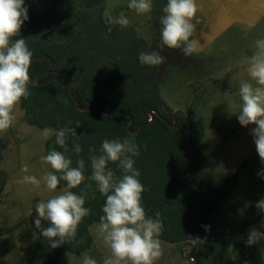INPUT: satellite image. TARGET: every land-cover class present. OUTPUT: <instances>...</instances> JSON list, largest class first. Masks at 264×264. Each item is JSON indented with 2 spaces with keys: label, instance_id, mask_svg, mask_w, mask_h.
<instances>
[{
  "label": "trees",
  "instance_id": "trees-1",
  "mask_svg": "<svg viewBox=\"0 0 264 264\" xmlns=\"http://www.w3.org/2000/svg\"><path fill=\"white\" fill-rule=\"evenodd\" d=\"M64 1L25 0L29 19L23 24L17 38L26 39L33 55H48L54 62L55 71L65 70L74 77L75 93L80 106L120 110L132 117L131 129L135 130L148 120L147 110L155 108L157 102H161L155 72L158 66H142L138 59L141 51H154L152 44L147 45L139 38L132 26L123 28L107 21L102 15L104 5L99 6L100 1L104 3L105 0H75L78 1L79 8H75L73 20L67 11L60 10ZM159 3L163 7L167 0H160ZM190 40L191 37L189 42ZM154 41L156 43V38ZM47 65V61H31L27 86L31 95L22 98L18 106L23 113L24 122L39 130L63 128L70 126L69 122L75 127L77 122L80 123V127L76 129L80 137L69 135L66 138V147L69 149L67 152L55 143V136H50L45 142L44 150L46 155L53 149L62 152L71 159L72 167L77 166L79 159L85 161L86 179L71 191L77 194L87 191L85 207L91 211L78 225L75 238L58 248L51 249L48 240L38 230L37 238L13 264H59L63 254L79 256L90 250L94 242L90 232L91 225L100 222L105 197L95 191V183L87 179L91 175L89 149L95 148L99 155L105 139H132L139 146V155L133 159L134 167L140 172L138 179L146 189L141 200L146 218L155 219V214L160 213L163 227L159 239L164 244L180 249L182 257L185 248L193 242L187 227L197 203L196 191L179 170L182 150L187 142L186 123L177 116L175 125L170 127L168 124H172L171 119L167 124L155 117L150 125L142 128L136 135H131L126 128L127 117L118 114L103 116L94 110H77L67 89L63 87L62 82L68 81L65 76L36 86L34 75L44 71ZM46 78L42 77L39 81ZM205 93L206 90H202L198 95L192 115L199 111ZM186 116L191 123L186 170L203 194L199 214L192 228L200 242H197L192 256L199 264H240L235 256L244 253L246 246L243 243L230 244L223 229L216 236L210 235L215 217L233 199V189L239 183V170L226 175L219 185L211 180L206 157L202 153L206 147L202 122L193 121L190 112ZM180 141L183 143L182 150L179 149ZM75 144L81 145L80 154L75 153ZM4 149L5 143L0 136V164L4 158ZM108 167L115 172L116 177L123 175L117 164L109 163ZM50 171L54 170L50 168ZM1 175L0 171V195L4 187ZM88 184L93 185L92 189L87 188ZM62 186H66V182L60 181L57 188ZM263 196L264 186L239 199L238 205L248 217L246 222L264 218V212L256 207ZM0 217L3 218L4 214H0ZM19 224L0 228V237L18 229ZM48 226L47 221L42 222V227Z\"/></svg>",
  "mask_w": 264,
  "mask_h": 264
},
{
  "label": "rangeland",
  "instance_id": "rangeland-1",
  "mask_svg": "<svg viewBox=\"0 0 264 264\" xmlns=\"http://www.w3.org/2000/svg\"><path fill=\"white\" fill-rule=\"evenodd\" d=\"M159 2L160 0H153L152 11L143 15H137L134 10L128 8L130 0H105L104 3L100 1L99 6L104 5L102 15L107 21L109 17L115 19L123 14L129 19V25L139 38L147 45L152 44L154 51H161L159 18L163 14V7ZM246 2L254 9L247 6L244 12L242 9L230 10L238 13L237 15L243 13L244 19L251 18L254 12L256 19L252 25L238 26L232 23L217 31L215 28L204 26L205 19H198L196 15L193 19L196 26L190 40L197 42L193 51L196 55L185 56L181 49H177L180 51V57L177 58L174 50L164 48L161 54L166 57L165 63L158 65L155 72L159 97L168 111L178 109L183 111L185 116L188 115L193 95L196 92L199 95L203 89H208L199 111L193 115L191 113L190 116L193 121L201 120L203 125L206 147L202 153L206 157L209 176L219 185L226 175L239 170V183L233 189V199L215 217L210 235L216 236L223 229L230 244L241 242L246 246L242 255L235 256L240 264H264V240L252 246L247 244L250 230L256 229L264 233V218L248 223V217L238 205L241 197L264 186V178L259 175L264 172V164L261 163L251 135L256 125L243 127L237 118L241 105L238 94L241 82L247 81L254 87L257 86L247 72L248 57L257 51L256 41L264 39V0ZM196 3L198 7H204L207 0H196ZM63 5L60 10L67 11L73 20L78 1L65 0ZM223 17V14L218 16L215 23ZM206 29L212 31L206 34ZM196 104L197 100L191 111L195 110ZM22 114L17 105L13 112L15 120L12 126L6 132L0 133L5 143L4 158L0 164L3 174L1 177L4 178L0 195V214H4V217H0V228L20 223L18 229L0 237V264H13L37 238L38 229L34 224L37 218L35 204L61 194L66 187L57 188L54 192L46 190L42 177L50 171V166L40 158L46 156L44 145L50 137L45 139L43 130L28 126ZM24 165L28 166L27 173L21 171ZM25 175L36 176L41 180L40 187L17 183ZM261 200H264V196L259 199ZM98 225L99 223L91 225L90 232L94 242L85 253L94 258L97 264H103L104 259L111 253L98 233ZM161 249L162 255L154 264L185 263L181 260L180 249L177 247L161 242ZM83 254H63L59 264H82Z\"/></svg>",
  "mask_w": 264,
  "mask_h": 264
},
{
  "label": "clouds",
  "instance_id": "clouds-1",
  "mask_svg": "<svg viewBox=\"0 0 264 264\" xmlns=\"http://www.w3.org/2000/svg\"><path fill=\"white\" fill-rule=\"evenodd\" d=\"M128 8L137 15H143L152 11L153 0H130ZM197 10L196 0H167L159 18L161 51H141L138 57L140 64L162 65L166 60L161 54L164 48L181 49L185 56L195 51L197 42H189V38L195 28L193 19ZM28 19L25 0H0V133L12 126L15 120L14 109L22 98L31 95L27 86L33 54L26 39L17 38ZM109 22L123 28H127L130 23L123 14L115 19L109 17ZM256 47L257 51L248 57L247 72L257 86L254 87L247 81L241 82L238 93L241 105L237 118L243 127L256 125L251 135L261 163L264 164V39L256 41ZM69 125L59 129L44 128L42 135L45 139L55 136V143L67 152L69 149L66 147V138L69 135L80 137L76 132L80 123L77 122L75 127H72V122ZM73 147L76 154L82 152L80 144ZM89 152L91 175L87 179L93 181L95 191L105 197L98 233L103 237L111 255L104 259L103 264H154L162 255L159 236L163 226L159 212L155 214V219L146 218L141 205L142 193L146 189L138 179L140 172L134 167L133 159L139 155V146L132 139H105L99 155L95 148L89 149ZM40 159L54 170L42 177L47 191L54 192L60 181L66 182L61 194L35 204V227L48 240L49 247L55 249L75 238L78 225L91 211L85 207L88 192L77 194L71 191L86 179L85 161L79 159L77 166L72 167L71 159L55 149ZM109 163L117 164L123 175L116 177L115 172L108 167ZM21 171L27 173L28 166L24 165ZM259 175L264 178V172ZM17 183L39 188L41 180L34 175H25ZM92 187V184L87 185L88 189ZM256 207L264 212V200L259 201ZM42 221H47L49 226L42 227ZM260 240H264V233L256 229L250 230L247 244L252 246ZM193 241L200 242L199 239ZM82 264L97 262L85 253Z\"/></svg>",
  "mask_w": 264,
  "mask_h": 264
},
{
  "label": "water",
  "instance_id": "water-1",
  "mask_svg": "<svg viewBox=\"0 0 264 264\" xmlns=\"http://www.w3.org/2000/svg\"><path fill=\"white\" fill-rule=\"evenodd\" d=\"M31 61H47L49 63L48 67L46 70H44L41 73L35 74L34 75V82L36 86H40V85H44L46 83H49L53 80H55L57 77L64 75L67 76L70 80V84H69V88H68V96L70 97V99L72 100V102L74 103L75 107L77 110H79L80 112H86V111H98L101 115L106 116V115H111V114H118L124 117L128 118V123H127V131L129 134L131 135H136L142 128L147 127L148 125H150L154 119L155 116H159L161 115V119L164 120L167 124H168V120L172 119L173 123L172 124H168L170 127H173L175 125L176 122V117L179 116L181 117V119L186 123L187 125V142L186 145L184 147V149L182 150V146L183 143L180 141L179 143V149L182 150V157H181V162L179 165V170L181 175L186 178L190 184L192 185L193 189L196 191L197 193V203H196V207L192 216L191 221L188 224V233L190 235L191 238L193 239H197V237L193 234L192 232V228L193 225L195 224L198 214H199V210L201 207V203L203 200V194L200 190V188L198 187L197 183L195 182V180L193 179V177L191 175H189L187 173V161H188V152H189V147H190V141H191V123L188 121V119L186 118L185 114L183 111L181 110H172V111H165L161 105L160 102H157L156 107L155 108H150L147 110V115H148V120L139 125L135 130L131 129L132 126V122L133 119L130 115L120 111V110H103L101 107L99 106H86V107H82L79 104V101L77 99V94L74 92L73 89V76L67 72V71H58V72H54V74L52 76H50L49 78H47L46 80L43 81H39V78L45 74H47L51 67L53 66V60L46 54H38V55H32V60ZM192 239V240H193ZM197 242H192V244L184 251L183 253V259L187 264H199L198 261L192 256V253L196 247Z\"/></svg>",
  "mask_w": 264,
  "mask_h": 264
},
{
  "label": "crops",
  "instance_id": "crops-1",
  "mask_svg": "<svg viewBox=\"0 0 264 264\" xmlns=\"http://www.w3.org/2000/svg\"><path fill=\"white\" fill-rule=\"evenodd\" d=\"M246 1L248 0H207L206 6L198 7L196 15H198V19H201V17L205 19L204 26L215 28L217 29V31L221 30L227 25H232V23L238 26H250L256 19L254 12L252 13L253 16L251 18L249 17L248 19V17H246V19H244L243 13H240L241 15H237L238 13H234L230 10L242 9L241 11L244 12V10L247 9V6L250 7V5ZM222 14L224 15V17L219 18L215 23V19L218 16H222ZM199 27L201 28V26ZM211 31L212 30L206 29L205 33L208 34ZM208 38L209 36L207 37V39Z\"/></svg>",
  "mask_w": 264,
  "mask_h": 264
},
{
  "label": "flooded vegetation",
  "instance_id": "flooded-vegetation-1",
  "mask_svg": "<svg viewBox=\"0 0 264 264\" xmlns=\"http://www.w3.org/2000/svg\"><path fill=\"white\" fill-rule=\"evenodd\" d=\"M174 55H175V57H177V58H179L180 57V51L179 50H174ZM191 55L192 56H195L196 55V53H191ZM196 57H198V56H196ZM189 58L191 59V56H189ZM48 65H49V63H48ZM48 65L44 68L45 70L47 69V67H48ZM54 62H53V66L51 67V69H50V71L47 73V74H45V75H43V76H41L39 79H41L42 77H47V78H49L50 76H52L53 74H54V72H57V71H55L54 70ZM63 71V70H62ZM41 72H43V71H41ZM40 72V73H41ZM38 74V73H37ZM50 75V76H49ZM61 76H64V75H61ZM61 76H59V77H61ZM59 77H57V78H59ZM66 78H67V82L65 81V82H62V84H63V87H65L66 89H67V92H68V88H69V84H70V80H69V78L67 77V76H65ZM46 78V79H47ZM56 78V79H57ZM55 79V80H56ZM54 81V80H53ZM73 89H74V92H75V90H76V87H75V80H74V77H73ZM203 90H206V92H207V90L208 89H203ZM205 95V94H204ZM197 97H198V93L196 92L194 95H193V98H192V101L190 102V105H189V111L188 112H190V115H191V113H192V111H191V109H192V106H193V104H194V102L196 101V99H197ZM204 97V96H203ZM70 98V97H69ZM202 100H203V98H202ZM161 103V102H160ZM201 103H202V101H201ZM161 105H162V103H161ZM162 107H163V109L165 110V111H168V109L164 106V105H162ZM187 112V113H188ZM155 117H157V118H160L161 119V115H159V116H155ZM186 118H187V116H186ZM162 120V119H161ZM172 120V119H171ZM164 121V120H163ZM173 123V122H172ZM186 250V249H185ZM184 250V251H185ZM184 253V252H183ZM183 256V255H182ZM182 260L184 261V259H183V257H182ZM185 262V261H184ZM186 263V262H185Z\"/></svg>",
  "mask_w": 264,
  "mask_h": 264
}]
</instances>
